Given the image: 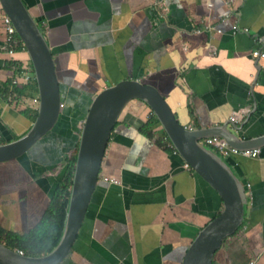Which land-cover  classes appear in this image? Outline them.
<instances>
[{"label":"crops","instance_id":"crops-1","mask_svg":"<svg viewBox=\"0 0 264 264\" xmlns=\"http://www.w3.org/2000/svg\"><path fill=\"white\" fill-rule=\"evenodd\" d=\"M23 1L53 52L64 108L55 129L28 154L0 164L4 236L40 223L94 98L119 81L157 86L187 127L228 124L241 138L264 135V56H253L264 54V0ZM5 16L0 4V123L4 137L15 140L34 123L37 93L33 84L12 85ZM14 61L30 68L28 53ZM151 113L134 99L119 118L63 264H181L221 213L218 192L160 130H147ZM259 149L257 157L225 159L246 188L247 204L244 224L214 264H264V146Z\"/></svg>","mask_w":264,"mask_h":264},{"label":"water","instance_id":"water-1","mask_svg":"<svg viewBox=\"0 0 264 264\" xmlns=\"http://www.w3.org/2000/svg\"><path fill=\"white\" fill-rule=\"evenodd\" d=\"M27 48L39 95L38 115L31 128L18 139L0 144V164L28 154L57 126L63 111L62 90L53 52L41 26L23 0H0ZM134 99L144 101L154 112L172 146L183 160L222 199L221 213L205 226L190 244L181 264H214L225 241L245 221L247 192L233 168L201 143L206 137H223L231 146L252 150L264 146V135L241 138L226 125L190 128L178 119L162 91L151 83L126 79L104 88L93 100L84 120L65 230L58 246L49 254L32 257L0 241V264H63L84 225L99 182L102 163L115 126Z\"/></svg>","mask_w":264,"mask_h":264},{"label":"trees","instance_id":"trees-1","mask_svg":"<svg viewBox=\"0 0 264 264\" xmlns=\"http://www.w3.org/2000/svg\"><path fill=\"white\" fill-rule=\"evenodd\" d=\"M11 66L16 69L21 68L18 63L14 65L11 64ZM30 67L32 71H34L32 64ZM29 88L32 92L37 93L38 98L39 96L36 82ZM37 115L38 112L35 111L34 115L31 117L33 122L35 121ZM156 128L162 132L163 137H167V134L163 131L158 119L153 115L147 124V130L152 133L151 131ZM10 141H12V138L4 137V139L0 141V144L8 143ZM166 142L171 144L169 139ZM167 143L163 144L166 145ZM77 153L78 148L74 154L67 159L64 176L61 181L58 182L55 195L52 198L51 204L40 223L30 232L23 235L17 233H8L4 236L3 231L0 230L1 242L5 243L12 249L19 250L25 255L32 257H40L49 254L58 246L63 236L67 221L71 189L77 161ZM231 238H228L225 243H227Z\"/></svg>","mask_w":264,"mask_h":264},{"label":"built area","instance_id":"built-area-1","mask_svg":"<svg viewBox=\"0 0 264 264\" xmlns=\"http://www.w3.org/2000/svg\"><path fill=\"white\" fill-rule=\"evenodd\" d=\"M230 3V2H229ZM4 26H5V46H4V52L5 54L10 58L11 63L17 64L14 61V57L17 54H26L27 48L24 42L20 39L18 36V33L16 31V28L10 19V17L5 16L4 18ZM212 29L211 26L207 28ZM222 32L221 30H219ZM234 31H238V27H234ZM199 32V31H198ZM254 57L264 56L260 51H255L253 53ZM31 63V62H30ZM34 71H32L30 68H20L16 69L14 68V77L12 80V85L14 87L19 86H28L30 84H34L35 78L33 76ZM34 102V109L38 112L39 110V97L33 100ZM64 108V104L62 105ZM154 115V112L152 111L151 116ZM155 116V115H154ZM232 119L236 120L235 115L232 116ZM4 139V132L2 130V126L0 123V141ZM168 136L164 137L165 141H168ZM201 143L204 144L206 147L210 148L214 152H216L220 157H222L224 160L231 156H251V157H257L259 155L260 149H252V150H240L238 148H235L231 146L223 137L220 136H211L206 137V139L201 140ZM171 148L174 152L177 153V151L174 149V147L171 144ZM189 166V165H188ZM23 253V252H22Z\"/></svg>","mask_w":264,"mask_h":264},{"label":"rangeland","instance_id":"rangeland-1","mask_svg":"<svg viewBox=\"0 0 264 264\" xmlns=\"http://www.w3.org/2000/svg\"><path fill=\"white\" fill-rule=\"evenodd\" d=\"M30 65H31V63H30ZM33 76H34V78H35V74L33 73Z\"/></svg>","mask_w":264,"mask_h":264}]
</instances>
